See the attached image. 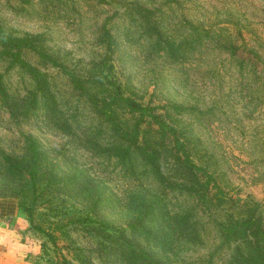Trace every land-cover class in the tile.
<instances>
[{
	"label": "rangeland",
	"instance_id": "1",
	"mask_svg": "<svg viewBox=\"0 0 264 264\" xmlns=\"http://www.w3.org/2000/svg\"><path fill=\"white\" fill-rule=\"evenodd\" d=\"M0 20L15 36L42 38L87 78L107 55L108 28L117 75L137 99L173 116L194 160L213 175L209 186L264 205V0H0ZM24 57L47 83L40 89L0 49V256L13 249L15 223L25 264H52V257L40 261L47 238L34 225H47L51 201L97 226L103 218L128 229L131 242L170 264H231L236 244L224 243L216 224L225 211L201 208L197 178L170 155L147 163L101 115L98 93L77 89L35 53ZM32 140L46 185L33 224L19 193ZM69 230L76 245L99 255L95 232Z\"/></svg>",
	"mask_w": 264,
	"mask_h": 264
},
{
	"label": "trees",
	"instance_id": "2",
	"mask_svg": "<svg viewBox=\"0 0 264 264\" xmlns=\"http://www.w3.org/2000/svg\"><path fill=\"white\" fill-rule=\"evenodd\" d=\"M104 36L107 55L102 65L95 68L87 78L69 70L60 62L42 38L15 36L4 28L0 20V49L13 64L24 69L38 83L40 89L46 85L47 75L27 60L24 52L35 53L43 61L61 67L70 75L74 86L82 92L89 93L94 90V93H98L93 101L101 115L112 124L119 136L128 142V147H134L147 163L155 165L161 157L170 155L183 169L197 178L194 191L200 200L201 208L209 206L219 213L225 211L223 219L216 224L223 242L230 246L236 244L231 264H264V205L241 197L232 200L230 197L220 196L218 193H222L217 192L218 188L214 183L212 187L209 186L213 175L194 160L184 132L177 126L173 116H169L168 110L159 111L158 104H145L128 92L126 83L115 71L114 36L108 28H105ZM0 91L4 92L1 83ZM30 147L33 163L26 170L25 184L19 193L22 195L21 210L33 224L36 210L44 205L46 185L45 175L41 170L38 142L32 140ZM129 148L123 152V157L130 158ZM55 179L53 175L52 180ZM45 205L51 211L43 218L47 225L34 224L47 238L41 248V262L42 259L47 261L52 257V264H170L162 259L161 254L131 242L126 228L116 227L103 218L98 220L97 226L96 221L87 214H66L51 201ZM78 226L90 228L91 230H87L89 233L95 232V236L99 238L98 256H92L88 253L89 249L75 244L69 228ZM136 230L135 224L130 225V232L135 233ZM247 245L248 251L245 252ZM122 247H129L130 250L120 252Z\"/></svg>",
	"mask_w": 264,
	"mask_h": 264
},
{
	"label": "crops",
	"instance_id": "3",
	"mask_svg": "<svg viewBox=\"0 0 264 264\" xmlns=\"http://www.w3.org/2000/svg\"><path fill=\"white\" fill-rule=\"evenodd\" d=\"M2 218V213L0 212V219ZM5 225L0 221V242H2V239L5 238ZM4 233V234H3ZM10 233L13 235V240L10 243L12 245L13 249H8L7 250V256H3L5 254V252H1V256H0V264H23V261L25 260L24 258H21V244L19 243V239L17 238V236L19 235V227L17 226V224H13V227L10 228ZM5 245V243H4ZM9 248V247H8ZM5 254V255H6ZM6 260L8 262H6ZM25 264V261H24Z\"/></svg>",
	"mask_w": 264,
	"mask_h": 264
}]
</instances>
